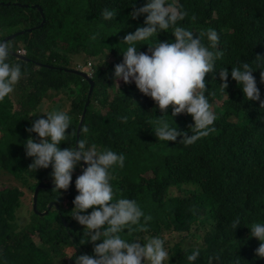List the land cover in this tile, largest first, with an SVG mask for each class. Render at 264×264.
<instances>
[{
    "label": "trees",
    "instance_id": "obj_1",
    "mask_svg": "<svg viewBox=\"0 0 264 264\" xmlns=\"http://www.w3.org/2000/svg\"><path fill=\"white\" fill-rule=\"evenodd\" d=\"M145 3L146 0H0V38L6 40L23 31L24 35L9 44L11 52L26 50L30 60L26 63L9 56V63L21 65L22 77L15 92L0 101V264H75L76 255L93 253L94 244L88 243L82 234L83 226L71 217L73 200L78 195L75 181L61 192L41 190L40 212L48 211L50 202L59 207H53L45 217L38 216L33 206L30 211L24 206L27 194H34L40 184L53 185L51 167L29 169L32 158L26 156L23 146L30 135L26 130L43 115L39 110L43 98L58 97L48 111L64 106L70 118L73 114L61 148L75 147L81 114L75 106H84L88 85L67 71L77 65L86 66L87 61L99 62V66L91 96L94 104L87 106L79 140H86L97 150L109 148L124 155V167L110 169L115 196L136 200L152 217L145 231L124 234V238L160 236L169 252L165 264H189L187 255L196 249L200 256L192 264H236L237 260L239 264H264V258L255 255L260 242L249 238L248 228L264 222V109L259 101H245L231 77L229 88L221 91L218 74L216 80L208 74L206 95L216 114L214 131L191 145L179 143L180 138L176 142H159L149 125L155 115L164 113L155 110V102L134 83L125 84L114 77L115 65L122 62L120 53L127 47L121 42L123 37L144 26V16L132 19L130 13L133 6L139 8ZM167 3L186 13L176 26L197 35L208 29L217 31L222 56L216 70L231 71L232 66L245 60L253 69L264 68V60L259 58H264V0ZM36 4L44 10L43 27L42 15L33 8ZM105 8L115 9L117 16L104 20L101 13ZM30 29L33 31L28 32ZM172 30L170 27L139 43L174 40ZM94 34L96 39L91 38ZM201 39L209 44L206 35ZM148 49L149 45L144 44L139 51ZM261 71L264 69H257L253 76L264 99ZM167 114H172L171 106ZM122 116L128 117L127 123L121 121ZM166 119L174 123L171 117ZM174 119L180 131L191 135L189 126L194 121L190 115L184 113ZM80 174L77 166L73 180ZM21 210L28 216L19 215ZM237 217L241 223L235 230L231 223ZM68 247L75 251L70 260L66 256Z\"/></svg>",
    "mask_w": 264,
    "mask_h": 264
},
{
    "label": "clouds",
    "instance_id": "obj_2",
    "mask_svg": "<svg viewBox=\"0 0 264 264\" xmlns=\"http://www.w3.org/2000/svg\"><path fill=\"white\" fill-rule=\"evenodd\" d=\"M172 1L177 4V1ZM2 5L12 6L5 3ZM33 8L40 14L41 8L44 14L40 5L36 4ZM101 15L104 20L110 21L117 16V11L105 8ZM185 15L183 10L167 3V0H146V3L139 8L133 6L130 17L138 19L144 16V26L136 27L134 32H129L123 37L121 42L127 47L123 53H120L122 62L115 65L114 77L116 81L122 80L125 84L134 83L142 94L155 102L154 109L164 113L159 117L155 115V120L149 125L159 142H176L180 138L179 143L191 145L214 131L216 114L206 95L208 92L206 75L211 74L216 80L218 74L221 91L229 88V77H231L242 91L245 101H259L261 108L264 109V99L261 98L257 80L253 76V72L257 69L264 68L253 69L245 60L232 66L231 71L228 68L216 70V62L222 56V52L218 49L217 31L208 29L197 35L185 27L176 26L178 21L185 18ZM170 27L173 29L171 34L174 40L139 43L148 41L154 34ZM32 31L33 29L28 30V32ZM24 34L23 32L22 35ZM204 35L209 41L208 45L202 42L201 36ZM91 38L97 37L94 34ZM9 42L0 38V101L15 92L16 84L22 77L21 65L9 63V56L12 55L15 58L13 53H16L28 59L27 51L24 49L11 52ZM144 44L149 45L148 51H139L140 46ZM98 66L99 62L87 61L86 66L77 65V68L72 70L86 74L96 87L94 76ZM260 82L264 83V71L260 73ZM86 84L88 92L84 106H75L81 110L78 123L83 116L81 127L87 106L94 104L91 96L95 87L89 95L91 86L87 82ZM47 99L53 102L55 98H43L39 109L40 114L43 115H36L40 118L35 119L31 127L26 130L30 135L23 142V146L26 156L32 158L29 169L37 171L51 167L50 175L55 186L54 190L61 192V190L69 189L74 170L77 166L81 169V174L75 179L78 195L73 200L74 208L71 217L83 226L82 234L87 237L88 243L94 244V249L91 255H76L75 264H165L169 261V252L165 247V241L160 236L132 240L124 238V234L131 235L133 232L145 231L147 223L152 219L150 215L145 214L136 200L115 196L110 169L114 166L123 168L124 155L109 148L97 150L95 145H89L86 140H79L80 133L78 142L75 141V147L61 148L62 142L68 135L67 130L70 129V120L73 123V114L71 113L70 118L69 113L64 111V106L60 110L48 111L54 105L46 111L41 110ZM69 104L71 105V100ZM169 106L172 107L171 115L167 114ZM184 113L190 115L194 121L189 126L191 135L180 131L175 123L174 118ZM166 117H171L174 123H170ZM120 119L123 123L128 121L127 116H122ZM32 133L37 136L33 137ZM33 197L34 194H32V206ZM89 209L92 210L89 212ZM240 223V218L237 217L232 221L231 226L236 230ZM248 228L250 229L249 238H256L260 242L255 250L256 257L264 258V222L253 223ZM97 241L102 242L96 243ZM199 256V250H193L187 255V261L192 264ZM236 264H239V260Z\"/></svg>",
    "mask_w": 264,
    "mask_h": 264
},
{
    "label": "water",
    "instance_id": "obj_3",
    "mask_svg": "<svg viewBox=\"0 0 264 264\" xmlns=\"http://www.w3.org/2000/svg\"><path fill=\"white\" fill-rule=\"evenodd\" d=\"M40 11H41V14H42L43 19H44V20H43V23H42V25H41V27H42V26H44L46 20H45V15L42 13L41 8H40ZM22 34H23V32H21V33H16L15 35L8 37V38L6 39V41L9 42V41L15 40L18 36H21ZM13 55L15 56V58H17V59L20 60V61L29 62L28 59H26L25 57H22V56L16 55V53H13ZM38 66H39V68L48 69V70H53V68H50V67H48V66H44V65H38ZM66 71H67V70H66ZM67 72L72 73V74H75V75L80 76L81 78H83V79L89 84V86H91V88H89V95H91L92 91L94 90L95 83H94L91 79H89L88 76H87L86 74H84V73H80V72L75 71V70L67 71ZM82 120H83V116L81 117V119H80V121H79V123H78L77 129H76V143L78 142V138H79V133H80V129H81V123H82ZM85 167H86V165H85ZM74 181H75V180H72L71 184H72ZM54 188H55L54 184H53V185H49V186H46V185H44V184H40V185L36 188V190H35V192H34V197H33V207H34V210H35V212H36L37 215H39V216H41V217H45V216H47V215L49 214V211L52 210L53 207H55V208H59L55 202H51V203L49 204V206H48V211H46V212H39L38 209H37L38 196H39V194H40V191H41V190H52V189H54ZM64 223H65V227L67 228L68 225H67V223H66L65 220H64Z\"/></svg>",
    "mask_w": 264,
    "mask_h": 264
},
{
    "label": "rangeland",
    "instance_id": "obj_4",
    "mask_svg": "<svg viewBox=\"0 0 264 264\" xmlns=\"http://www.w3.org/2000/svg\"><path fill=\"white\" fill-rule=\"evenodd\" d=\"M174 1H177V0H174ZM21 32L22 31H19V32H16V33H21ZM110 61H113V59H111ZM119 87H121V86H118L117 88H119ZM55 99H59V98L58 97H55ZM52 105H53V102L51 100L47 99L46 102L44 103V105L42 106V109L41 110L46 111L49 108H51ZM27 197H28V201H26L24 203V206L28 208V211H30V208L32 206V201H31L32 195L31 194H28ZM23 214H24V212H22V210H21V212L19 213V215H21L24 218L28 216L26 214L25 215H23ZM36 242H38V241L36 240ZM66 251H67L66 256L69 257V259H70L71 256L75 255V251H74V248L73 247H68L66 249Z\"/></svg>",
    "mask_w": 264,
    "mask_h": 264
},
{
    "label": "bare ground",
    "instance_id": "obj_5",
    "mask_svg": "<svg viewBox=\"0 0 264 264\" xmlns=\"http://www.w3.org/2000/svg\"><path fill=\"white\" fill-rule=\"evenodd\" d=\"M39 203V202H38Z\"/></svg>",
    "mask_w": 264,
    "mask_h": 264
}]
</instances>
